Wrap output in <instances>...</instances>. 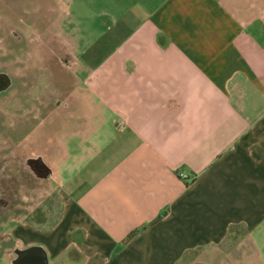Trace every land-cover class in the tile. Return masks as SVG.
Segmentation results:
<instances>
[{
    "label": "crops",
    "instance_id": "obj_1",
    "mask_svg": "<svg viewBox=\"0 0 264 264\" xmlns=\"http://www.w3.org/2000/svg\"><path fill=\"white\" fill-rule=\"evenodd\" d=\"M94 4L125 33L104 73L85 78L106 104L91 105L94 117L67 120V135L48 136L38 151L54 179L70 159L83 156V170L55 189L62 208L53 225L15 223L13 250L40 246L49 264H179L239 225L256 244L264 0Z\"/></svg>",
    "mask_w": 264,
    "mask_h": 264
},
{
    "label": "rangeland",
    "instance_id": "obj_2",
    "mask_svg": "<svg viewBox=\"0 0 264 264\" xmlns=\"http://www.w3.org/2000/svg\"><path fill=\"white\" fill-rule=\"evenodd\" d=\"M99 10L94 0H0V72L13 78L0 94V165L7 171L17 165L15 146L24 153L44 152L48 136L67 135V120L94 117L91 105L106 104L86 88L85 78L94 69L104 73L103 63L125 33H116L111 14ZM104 135L109 137L107 128ZM79 158L64 162L70 170L62 168L57 179L50 175L32 182L27 178L33 174L25 172L15 202L0 216V264H13L10 232L18 220L49 226L59 219L62 200L55 189L70 173L81 175ZM256 236L255 244L239 225L222 244L193 251L179 264H264V225Z\"/></svg>",
    "mask_w": 264,
    "mask_h": 264
},
{
    "label": "flooded vegetation",
    "instance_id": "obj_3",
    "mask_svg": "<svg viewBox=\"0 0 264 264\" xmlns=\"http://www.w3.org/2000/svg\"><path fill=\"white\" fill-rule=\"evenodd\" d=\"M13 83L7 73L0 72V94L7 91ZM13 150L14 156L17 158V165L8 169L0 165V216L5 213V208L15 202L17 189L22 183L25 172L33 176L27 178L36 182L37 177L49 178L51 175L50 166L47 164L43 153L29 152L24 153L17 146ZM13 171V173H11ZM25 180V179H24ZM32 182H29L32 183Z\"/></svg>",
    "mask_w": 264,
    "mask_h": 264
},
{
    "label": "water",
    "instance_id": "obj_4",
    "mask_svg": "<svg viewBox=\"0 0 264 264\" xmlns=\"http://www.w3.org/2000/svg\"><path fill=\"white\" fill-rule=\"evenodd\" d=\"M13 264H49L47 253L40 246L13 250Z\"/></svg>",
    "mask_w": 264,
    "mask_h": 264
},
{
    "label": "trees",
    "instance_id": "obj_5",
    "mask_svg": "<svg viewBox=\"0 0 264 264\" xmlns=\"http://www.w3.org/2000/svg\"><path fill=\"white\" fill-rule=\"evenodd\" d=\"M136 234V232L132 233L128 238H132L134 235Z\"/></svg>",
    "mask_w": 264,
    "mask_h": 264
},
{
    "label": "built area",
    "instance_id": "obj_6",
    "mask_svg": "<svg viewBox=\"0 0 264 264\" xmlns=\"http://www.w3.org/2000/svg\"><path fill=\"white\" fill-rule=\"evenodd\" d=\"M182 176H184V174H182Z\"/></svg>",
    "mask_w": 264,
    "mask_h": 264
}]
</instances>
